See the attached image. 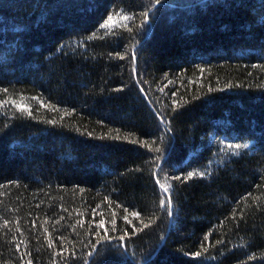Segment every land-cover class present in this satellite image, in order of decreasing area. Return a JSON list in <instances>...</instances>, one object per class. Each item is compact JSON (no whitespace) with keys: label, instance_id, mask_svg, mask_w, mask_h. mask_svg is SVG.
Wrapping results in <instances>:
<instances>
[{"label":"trees","instance_id":"16d2710c","mask_svg":"<svg viewBox=\"0 0 264 264\" xmlns=\"http://www.w3.org/2000/svg\"><path fill=\"white\" fill-rule=\"evenodd\" d=\"M0 264H264V0H0Z\"/></svg>","mask_w":264,"mask_h":264},{"label":"snow or ice","instance_id":"6c2138e0","mask_svg":"<svg viewBox=\"0 0 264 264\" xmlns=\"http://www.w3.org/2000/svg\"><path fill=\"white\" fill-rule=\"evenodd\" d=\"M157 2H159V0H157ZM111 19H112V18L110 17V18H109V21H110V22H111ZM125 19H126V17H125ZM105 26H107V25H105ZM235 147L239 148V147H241V146H240V145H236ZM244 147H247V145H245ZM189 175L191 176V175H194V174H189ZM169 187H170V186H166V185H164V184L161 185V188L164 190L165 193L168 192ZM169 204H170V201H169ZM134 215H138V214H134Z\"/></svg>","mask_w":264,"mask_h":264}]
</instances>
